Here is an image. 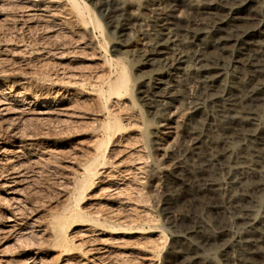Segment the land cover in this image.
Instances as JSON below:
<instances>
[{
  "label": "rangeland",
  "instance_id": "rangeland-1",
  "mask_svg": "<svg viewBox=\"0 0 264 264\" xmlns=\"http://www.w3.org/2000/svg\"><path fill=\"white\" fill-rule=\"evenodd\" d=\"M63 1L0 0V108L5 104L10 106L6 113L0 111V152L5 156L20 151L21 159L10 157V160L19 161L13 170L25 179L16 184L17 193L10 195L1 186L6 182L8 165L4 162L0 166H3V170L0 168V264H64L69 257L78 255L81 260L91 257L84 256L82 250L98 243L91 239V234L82 237L87 228L78 226L79 223L92 225L90 222L71 220L67 236L73 250L66 253L55 243L50 226L54 216L66 214L71 218L78 210L75 195L83 177L81 168L95 159L98 149L101 174L86 192L80 208L87 219L92 214L93 218L100 215L102 225L106 222L105 227L99 226L105 231L100 237L110 239L113 246L110 255L103 261H93L94 264H149L148 249L152 247L157 250L154 264H243L245 227L234 215L219 209L226 192L220 198L210 192H199V181L206 179L207 174L203 160L192 155L222 138L219 124L229 113L218 103L206 102L200 87L201 68L208 53L195 38L203 23L211 26V21L177 8L178 14L181 12L185 18L184 22L172 25L175 33H179L181 44H178L184 58L181 66L186 69V76L179 84L182 94L174 100H162L159 115H152L139 99L137 63H125L131 84V97L124 102L125 106L120 102L119 107L111 102L102 106L95 90L103 87L98 79L102 80L104 75L105 79L115 78L116 62L124 57L125 51L140 49L150 40L138 29L140 25L150 27L144 6L155 3L156 7H162L164 0H86L102 22V30L80 24ZM172 1L177 5L179 1L186 2ZM134 12L140 14L141 21L131 19ZM245 52L253 54L256 49L250 47ZM225 58L227 67L232 69L235 60ZM17 91L28 94L24 102H12ZM46 98H57L50 102L56 113L40 116L20 109L42 104ZM197 105L201 112H195ZM110 111H116L121 121L122 130L118 134L104 128ZM261 121L264 123V117ZM176 157L181 158L184 171H188L179 179L171 171ZM220 176L224 180L227 173L224 171ZM12 197L15 200L11 201ZM13 217L21 227L12 228L16 222ZM187 244L198 252L200 259L196 262L172 255L175 248Z\"/></svg>",
  "mask_w": 264,
  "mask_h": 264
},
{
  "label": "bare ground",
  "instance_id": "bare-ground-1",
  "mask_svg": "<svg viewBox=\"0 0 264 264\" xmlns=\"http://www.w3.org/2000/svg\"><path fill=\"white\" fill-rule=\"evenodd\" d=\"M64 2L66 4V7L68 8V11L72 14V16L75 17L76 21H79L80 24L84 25L86 28H96L97 30L103 29L102 22L86 0H64L63 3ZM179 2L180 4L177 5V3H173L172 0H164L162 7H156L155 3L154 5L149 3L145 4L144 9L148 12L145 15H148L149 17L150 27L145 28L140 25V28L138 29H141V31L150 38V40L145 44L144 47L141 46L142 48L140 49H129L125 52L122 51L125 55L123 58H120L116 62V76L114 75L115 78L105 79L104 75V78L101 80V78L99 77L100 79H98V81L100 80V84L103 87H101L98 83V86H100V88L98 87V89L95 90L97 95L95 96L99 98L102 106H107V104L111 102V105L112 103H114L118 104L119 107L120 104L122 105L125 101L129 100L131 97V84L130 75L127 70L126 64L129 63L131 65H135V63H137L138 73L136 74V81H138L139 83V99L145 106H147L150 111L149 114H158L160 112L159 103L162 100H174L178 96H180V94H182L179 91V84L183 77L186 76V69H183V65L181 66L184 58L183 56H181L182 54H180L181 48L179 47V44H181V42H178L177 37L179 33L176 31L178 33L176 34L175 30L172 29L173 24L185 21L184 16L180 15L181 12L178 14V9L181 7L185 8L186 10H190L196 13V15H198V17H200L202 20L211 21V26L203 23L202 28H199L201 29L200 33L195 38L200 43L199 47L208 53V56L207 54L205 55L207 57L201 68L203 76L200 81V87L202 89L203 98L206 100V102L218 103L220 107L223 108V110L225 109L229 113H227V116L223 117V120L220 124L217 122L220 126L219 128H221L220 131L222 132V138L215 139L210 145L204 147L203 149H198L192 154L193 156L197 157V159L199 158L203 160L201 161L204 162L203 170L207 174V178L205 177L206 179L203 178L200 181L198 180L200 182L199 192H210L218 196L219 198L223 196V192H226V198H223V202L222 204H220L221 206L219 207V209L225 213L227 212L231 213L230 215H234L235 220L245 227V234L244 236L242 235V263L264 264V123L261 121L262 117H264V0H186V2L183 1L184 3H181V1ZM185 9H182V11ZM87 14L89 15V19H87ZM131 19L135 22L141 21L140 14L138 12L132 13ZM187 46H185L184 49ZM238 47L239 50L237 51L236 49ZM250 47H254L256 49V53L252 54L251 52H249L251 53L249 54L248 52H245L246 49ZM225 57H230L235 60V62L232 60L235 64L232 69H229L227 67L228 63L225 61ZM108 60L106 61L107 64H109ZM104 64L102 62L103 66ZM95 80L97 79L95 78ZM27 97V93L17 91L14 92L12 102H24ZM53 100L56 101L57 98H46L42 104L34 105L32 107L30 106L31 108L23 107L20 109H22V111L26 113L33 112V114L36 113L40 116H47L51 113H56L55 111L57 109L51 108L53 104H51L50 102H53ZM123 105L125 106V103ZM1 108V112H7L10 110L9 104H5ZM103 109L105 108L103 107ZM108 109L110 110L111 108H107V110ZM117 109L118 108L116 107V110ZM194 109L196 113L201 112L202 110V108L198 105ZM17 111L19 110L17 109ZM113 112L114 111L108 112V122L106 123L104 128L109 132L118 134L122 130L121 121L117 117L118 114L115 113L116 111L114 113ZM118 112L120 114V110H118ZM61 113H63V110ZM100 114L101 113H99V115ZM128 118L130 119V117ZM3 149L4 151L6 150L5 148ZM4 151L3 153H5ZM18 151H9L10 153L5 155L6 157L0 152V166L5 163L8 165V170H5L8 175H3L5 178L7 175L6 182H2L1 186L6 187V192H8L10 195L17 193L15 192L16 184L21 180V178H23L21 176V173L15 172L16 170H13L19 161H17L16 163L13 161L15 159L10 160V157L16 159L20 158ZM12 153H16L17 155H12ZM93 154L95 155V153ZM94 157V160L92 159L87 164H85L83 168H81L82 172L80 173H83V177L78 183V192L77 195H75L78 210L71 216V218H69L66 214L54 216L52 218L53 222L50 226V229L54 234V238L56 241L55 243H57L58 246L62 249V253L73 250L72 248H70V241L67 236V229L71 220H73L74 223L90 222L92 225H81L79 223L78 226L87 228L83 231L85 232V234L83 233L82 237L84 235L91 234V239L95 240L94 242H97L98 244L96 246L94 245L95 247L93 248L90 246L91 249L87 248L88 250H82L84 256H91L89 259L84 258V260H81L77 255V258H75L74 256V258L69 257V259L66 260V263L64 264H94L95 260L103 261V259L107 257V254H111L110 248H112L111 246L113 245L110 244V239L109 241L106 238V240H102V238L100 237L101 235L103 236V233H105V231L100 229L99 226L105 227L104 225H106V222H104V225H102V220L100 221L98 219L100 215L98 218H93L92 216L95 215L92 214L91 218L87 219L83 214L84 210L80 208L82 201L86 197V192L95 184V181L101 174L100 170H98V165L101 163V154L99 152V149L98 151H96V156ZM171 164H173L171 165V171L175 173L176 178L179 179L185 172L184 168H186L183 166V161L180 157H176L175 162ZM101 166L103 168V165H100V167ZM2 168L1 170H3ZM17 170H19V168ZM139 170H142V168H140ZM224 171L227 173V176L226 179L222 180V176H220V174ZM1 174H3V172ZM110 178L111 177L109 176L108 179ZM227 187L229 188L228 190L226 189ZM92 196L93 195H91L90 197ZM218 197L217 199L219 200ZM13 198L15 197H12L11 201L15 200ZM91 213L92 212H90V215ZM15 219L16 218L13 217V220ZM149 220H151V218ZM14 223V226H12L13 229H15V227L19 225L18 221ZM13 233L16 234V232ZM98 237H100L101 239H99ZM89 238L88 242H91V239ZM81 242L83 243V241ZM154 242L155 241H153V245ZM224 243H226V241ZM155 251L157 250H154L153 247L148 249V255H150V258L148 257L147 259L149 261V264H154L153 261L155 258ZM172 255L178 256L182 259H184L185 257H189L193 262H196L197 258L200 259L198 252L190 244H187L186 246L180 247L178 249L175 248ZM81 258L83 257L81 256ZM26 261H28V259ZM24 264H26V262ZM100 264H102V262H100Z\"/></svg>",
  "mask_w": 264,
  "mask_h": 264
}]
</instances>
